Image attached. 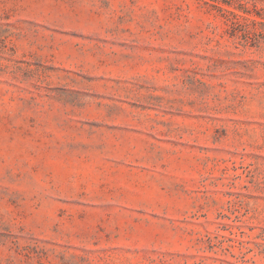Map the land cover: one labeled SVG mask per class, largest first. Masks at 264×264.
Here are the masks:
<instances>
[{"label":"rangeland","instance_id":"374dc122","mask_svg":"<svg viewBox=\"0 0 264 264\" xmlns=\"http://www.w3.org/2000/svg\"><path fill=\"white\" fill-rule=\"evenodd\" d=\"M0 264H264V0H0Z\"/></svg>","mask_w":264,"mask_h":264}]
</instances>
